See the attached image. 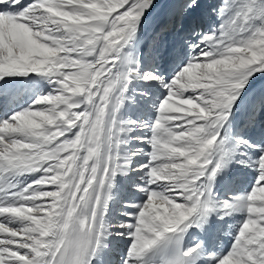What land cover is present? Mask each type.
<instances>
[{"label":"snow or ice","instance_id":"snow-or-ice-1","mask_svg":"<svg viewBox=\"0 0 264 264\" xmlns=\"http://www.w3.org/2000/svg\"><path fill=\"white\" fill-rule=\"evenodd\" d=\"M155 2L0 0V264H105L117 240L119 264H264V141L235 123L264 75V0H219L169 79L137 54ZM173 2L187 15L200 0ZM137 97L148 119L125 115ZM262 114L264 90L247 126ZM229 166L250 178L217 191ZM212 217L226 245L193 239Z\"/></svg>","mask_w":264,"mask_h":264},{"label":"bare ground","instance_id":"bare-ground-1","mask_svg":"<svg viewBox=\"0 0 264 264\" xmlns=\"http://www.w3.org/2000/svg\"><path fill=\"white\" fill-rule=\"evenodd\" d=\"M159 1L160 0H156V2H155V5H154V7L145 15V17H144V19H143V23H142V27H141V29H140V31H139V34H140V32L142 31V30H144V27L146 26V25H148V22H150V21H152L153 22V20H152V18H151V14L157 9V7H158V5H159ZM163 5V4H162ZM164 6V5H163ZM163 8V7H162ZM168 11V10H167ZM166 12V10L165 9H162V15H161V13H160V15H161V17H164V16H166V15H168V13H165ZM158 14V13H157ZM156 17V16H155ZM160 17V16H159ZM160 17V18H161ZM199 17H202V15L200 14L199 16H198V14L197 15H195V17H194V19H196V18H199ZM151 18V19H150ZM159 18V19H160ZM150 19V20H149ZM157 19V18H156ZM167 20H170V18H168ZM185 21H187V19H185ZM195 22H197V21H195ZM195 22L193 23V26H194V24H195ZM155 23V21L153 22V24ZM150 25H151V23H149ZM159 27H161V25L159 26ZM195 27V26H194ZM196 27H197V25H196ZM195 27V28H196ZM201 27V26H200ZM150 29V28H149ZM151 31V30H150ZM143 32V31H142ZM183 39V38H182ZM137 46V45H136ZM169 49V48H168ZM170 50H171V58H169L168 57V60L167 61H163V60H161V58H160V61H158V62H160V64H162L161 65V67L160 68H163L164 69V71L163 70H161V71H159V74H160V72H163L164 73V75L165 74H168V76H170L169 74H171L172 73V70H173V68H174V66H175V64L174 63H172V61H171V59H172V57H174V56H177V55H181L184 51H185V47H184V45L182 44V40L180 39V40H177V41H175L174 42V44H172V46H171V48H170ZM171 61V62H170ZM165 70H168V71H165ZM166 72V73H165ZM167 79V78H166ZM261 79V77L258 79V80H260ZM253 82V81H252ZM251 82V83H252ZM133 87H135L136 89H137V91H145V92H147L148 93V95H149V97L150 98H153V97H157V96H160V95H162V93H163V89H161V88H159V86L158 85H156L155 83H150V84H144L143 82H141V83H138V84H134L133 85ZM261 90H264V81L263 82H261V80L259 81V83L257 84V86L252 90V89H250L249 90V94H247L246 96H245V102L236 110V115H235V123H236V126L238 127L241 123H242V121L244 120V118H246L247 117V102L248 101H250V100H252L253 99V97H255V96H257L259 93H260V91ZM137 99V101H138V103L135 105V106H131V107H126L125 109H124V113L125 114H132V113H134V114H141V113H143L141 116H143V117H145V119H148L149 117H148V115H146V114H150V115H152L151 113H150V111H148L147 112V110H149V103H150V100L148 99V98H145L143 101H141L140 100V98L139 97H137L136 98ZM127 114V115H128ZM139 116V115H138ZM128 117V116H127ZM264 121V114H262L259 118H258V121H257V123L259 124V126H262V125H264L262 122ZM262 123V124H261ZM242 132L246 135V136H248V137H250L252 140H254L255 138H256V136H257V134H258V132L256 131L255 133H251V132H249L247 129H246V126H244V129L242 130ZM234 166H229V168L221 175V176H219L218 178H217V184H216V190L217 191H219V190H222V192L224 191V190H226V186H227V184H228V181H227V174H229V172L232 170V168H233ZM235 167H237V166H235ZM132 183V180H130V179H128V178H124V180H123V178H121L120 179V187H119V189H118V191L120 192V193H125V192H128L129 193V195H130V197L131 198H133L134 196H136V193L133 191V190H131V188H130V184ZM119 240H117V241H115L114 243L115 244H117L118 243V245L119 246H122V247H119V246H117V247H119L118 248V251H117V253L118 254H120L121 253V251H122V249L125 247V243H124V241H119ZM111 264H119V259H117L115 262H113V263H111Z\"/></svg>","mask_w":264,"mask_h":264},{"label":"rangeland","instance_id":"rangeland-1","mask_svg":"<svg viewBox=\"0 0 264 264\" xmlns=\"http://www.w3.org/2000/svg\"><path fill=\"white\" fill-rule=\"evenodd\" d=\"M218 2H219V0H200V3H199V5H198V7L197 8H195L194 10H192V11H190L187 15H180L179 16V18L177 19L176 18V20H175V23H174V27H173V30H172V32L171 31H164V32H161L160 33V35H159V44H158V47L161 45V44H164V41H165V39H167V38H170V37H173V35H176L177 33V36H179L178 38H175V39H172V42H171V45L169 46V49H168V53L170 54V52H171V50H170V48H171V46H172V44H174V42L175 41H177V40H184L185 38H187L188 36H189V33L193 30V29H197V30H200V26H201V21H204V19H203V17H199V18H196V19H194V17H195V15L191 18V20H190V22L186 25V23L184 24V20H185V18L188 16V15H190V14H193V13H198L199 15L200 14H202V15H205V16H207V17H209V16H214L215 17V15H213L212 14V9H214V8H216L217 6H218ZM165 3L166 2H164V3H162L161 4V6L159 7V9L152 15V20H153V22L155 21V23L153 24V22L152 21H150V22H148V25H146L145 27H144V30H142L141 32H140V34H139V42L141 41V43L139 44V45H137L136 46V48H137V50L138 51H140V49H142V47H143V44L145 43V42H147L149 45H150V47H151V45H152V42H153V34H154V32L156 31V29L161 25V23L163 22V19H165L166 21H165V23H167V19L168 18H170L172 15L170 14L171 12H173L172 11V9H170V8H174V6H175V3L173 2V0H168V9H170V10H168V11H170V13L166 10V7H165ZM177 6V5H176ZM175 6V7H176ZM163 7V8H162ZM162 9H165L166 10V12L165 13H168V15H166V16H164V17H161V15H162ZM158 13V14H157ZM160 13H161V15H160ZM198 15V16H199ZM156 16V17H155ZM161 18H160V17ZM175 16V15H174ZM150 18V19H151ZM157 18V19H156ZM160 18V19H159ZM190 18V17H189ZM149 19V20H150ZM188 19V18H187ZM171 20V19H170ZM195 21H197L198 22V24H199V26L198 27H196V25H197V23H196V25L194 24V26L196 27H194L193 26V23L195 22ZM186 22V21H185ZM193 22V23H192ZM205 22V21H204ZM149 23H151V25L149 24ZM217 23V21L216 22H214V24H216ZM171 25L173 24V22H171L170 23ZM185 25L187 26L186 27V29H185V31L184 32H182L183 31V29L185 28ZM205 25L207 26V23L205 22ZM170 27V26H169ZM150 28V29H149ZM151 30V31H150ZM181 34V35H180ZM149 38H151V41H149ZM183 38V39H182ZM158 47L157 48H155V49H153V52H152V54L150 55V59L154 56V53H155V51H156V49H158ZM141 56V55H140ZM169 58H170V55L168 56ZM160 59V58H159ZM161 60H163V59H161ZM168 60V59H167ZM167 60H163V61H167ZM159 60H158V58L155 60V63H157ZM171 61H172V59H171ZM170 61V62H171ZM145 62V61H144ZM147 64H149V63H147V62H145V65L147 66ZM163 64V63H162ZM162 64H160V62H158V64L156 65L157 66V69H158V72L159 71H161V70H163L164 71V69L163 68H160L161 67V65ZM165 71H168V70H165ZM166 73V72H165ZM160 75H162L163 77L164 76H167L168 77V74H165L164 75V73L163 72H160ZM170 75V74H169ZM262 75H259V76H257L255 79H259L260 77H261ZM166 77V78H167ZM165 78V79H166ZM254 79V80H255ZM253 80V81H254ZM147 98V97H146ZM156 97H153L152 99H155ZM149 110H147V112H148ZM128 114V113H127ZM125 114L126 116H128V117H130V118H132V117H135V118H137V117H143V116H141L143 113H141V114H134V113H132V114ZM146 115H148V117L150 116V114H146ZM144 119H145V117H144ZM243 122V121H242ZM263 124H264V121L262 122ZM261 123V124H262ZM244 124H240L239 126H238V128L241 130V132H242V130L244 129Z\"/></svg>","mask_w":264,"mask_h":264}]
</instances>
